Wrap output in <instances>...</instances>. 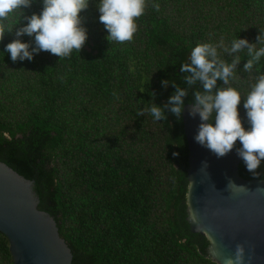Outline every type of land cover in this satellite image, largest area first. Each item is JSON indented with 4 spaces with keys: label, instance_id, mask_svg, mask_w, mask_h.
Instances as JSON below:
<instances>
[{
    "label": "trees",
    "instance_id": "16d2710c",
    "mask_svg": "<svg viewBox=\"0 0 264 264\" xmlns=\"http://www.w3.org/2000/svg\"><path fill=\"white\" fill-rule=\"evenodd\" d=\"M98 4L89 0L82 10L87 40L70 58L41 51L32 60L13 62L5 47L17 37L5 33L0 161L34 180L38 207L55 218L72 250V264H217L206 252L209 238L193 232L187 220L183 118L166 110L168 120L155 121L137 112L153 101L152 92L156 104H166L176 85L188 89L185 105L193 102L202 85L189 88L181 71L191 49L221 40L230 47L235 38L256 43L264 29V0H148L133 40L123 44L106 39ZM41 10V0H34L24 15ZM26 23L22 17L16 28ZM20 39L35 47L34 37ZM218 51L231 62L233 56ZM238 55L232 85L242 94L238 108L248 129L243 95L260 74L256 69L264 72V58L249 74L243 70L246 51ZM163 80L170 82L167 87ZM240 146L237 140L234 147ZM239 169L244 178H264V160L259 176L243 160ZM0 264H13L1 231Z\"/></svg>",
    "mask_w": 264,
    "mask_h": 264
},
{
    "label": "clouds",
    "instance_id": "9594fccd",
    "mask_svg": "<svg viewBox=\"0 0 264 264\" xmlns=\"http://www.w3.org/2000/svg\"><path fill=\"white\" fill-rule=\"evenodd\" d=\"M33 2L0 0V42L5 33L15 32L17 37L5 47L12 61L32 60L41 51L50 52L60 60L70 58L74 50L80 54L87 40V30L80 14L89 6V0H41L42 10L39 13L24 15V10L30 8ZM151 6L156 11L160 10L159 3H152ZM147 7L148 0H99V20L108 31L106 39L111 44L131 42L138 30L136 21L145 14ZM22 17L27 23L17 29ZM25 34L34 37L35 47L20 39ZM218 49L233 56L231 62L221 58ZM245 51L249 59L243 70L250 74L264 58V29L260 28L256 43H250L247 38H235L230 47L225 46L223 40L218 44H197L191 49L187 62L182 64L181 71L185 73L183 79L189 88L202 85V90L198 88L194 92V101L189 108V114L192 117L199 115L201 120L195 135L196 142L221 158L239 140L241 146L237 154L247 170L259 176L257 169L264 160V72L256 69L260 74L255 75L250 90L243 95V107L251 125L248 129L244 127L238 108L242 94L232 85L241 60L238 53ZM218 81H223V86L217 88ZM169 83L168 80L162 81L165 87ZM187 94V88L176 85L168 102L161 106L155 103L156 93L152 92L153 101L138 110L137 115L145 116L147 113L155 121H162L168 120V110L180 119ZM113 97L119 99L118 93L113 92ZM232 185L236 184L230 180L228 187ZM244 260L245 247L241 243L237 245L234 257L226 258L225 264H244Z\"/></svg>",
    "mask_w": 264,
    "mask_h": 264
},
{
    "label": "water",
    "instance_id": "95a60500",
    "mask_svg": "<svg viewBox=\"0 0 264 264\" xmlns=\"http://www.w3.org/2000/svg\"><path fill=\"white\" fill-rule=\"evenodd\" d=\"M192 103L182 113L189 149L187 220L191 230L209 238L206 252L217 264L234 257L241 243L244 264H264V178L240 174L238 148L217 158L196 142L201 120L189 114ZM230 180L236 185L228 187ZM39 202L34 180L0 161V231L9 240L13 264H72L69 244L55 218L39 209Z\"/></svg>",
    "mask_w": 264,
    "mask_h": 264
},
{
    "label": "rangeland",
    "instance_id": "374dc122",
    "mask_svg": "<svg viewBox=\"0 0 264 264\" xmlns=\"http://www.w3.org/2000/svg\"><path fill=\"white\" fill-rule=\"evenodd\" d=\"M86 48L90 49V45H89V44H87V45H86Z\"/></svg>",
    "mask_w": 264,
    "mask_h": 264
}]
</instances>
